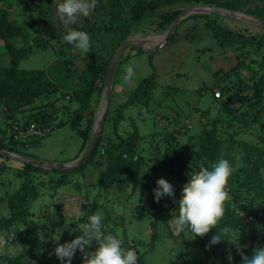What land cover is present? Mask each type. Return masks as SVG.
<instances>
[{
  "label": "trees",
  "instance_id": "1",
  "mask_svg": "<svg viewBox=\"0 0 264 264\" xmlns=\"http://www.w3.org/2000/svg\"><path fill=\"white\" fill-rule=\"evenodd\" d=\"M20 1L23 11L27 12L34 6L42 10L43 4L48 3L50 0ZM259 1H255L253 5H248V0H106L105 12L108 17L100 26L94 27L87 23L78 24L76 22L66 26L65 32L69 28H78L88 32L91 37L93 36L100 41L101 47L103 46L102 48L106 49L108 55H102V57L98 55L95 59L96 52L92 47H90L87 54H84L88 58L92 55V61L82 69L77 87L73 91L67 90L64 93L71 102L75 101L77 105L71 110V114L69 113L65 118H58L56 115L59 109L57 98L62 96L60 85L49 78L44 68L19 66L20 59L26 56L30 47H16L11 40L14 36L24 37L25 33L29 35L30 31L28 32L23 25L10 18V5H6L3 0H0V38L3 41V47L10 55L11 62L10 65L0 66V117H3L5 122V127L0 128V146L31 156L29 148L37 144L45 135L30 136L26 140L14 139L11 120L17 116L20 107L26 108V106H29L28 104L35 102L37 99L48 98L53 94L54 98L51 97L52 99L49 101L45 100L35 107L36 110L33 113L26 114L27 121L25 122H35L38 125L46 126L56 121V127L69 124L81 137L78 151L70 160L75 159L88 143L100 93L104 87L107 64L121 40L129 36L130 33L138 31L140 26L148 20L155 22L154 28L158 32L167 29L174 18L184 9L182 6L175 5H193L197 3L221 5L234 10H244V12L264 19V0ZM219 15L221 14L217 12H195L184 17L181 23L190 19L204 18V24L215 37L220 39L221 43L253 54L251 59L256 61L261 68V72L256 79L252 82L243 79L238 68L244 65V61L242 59L237 60L236 66L227 71L230 81H227V83L218 81L205 86V88L210 89L217 86L220 89L221 96L215 97L211 92L210 100L214 107L217 106V114L206 118L196 134L191 135V133L185 132L183 137L180 138L176 136V133L181 131L175 124L172 125V128L164 131L147 133L139 130L135 122L132 123V128L129 130L122 127L124 119L127 118L125 112L127 108L149 103L156 84L155 71L139 79L123 99L116 104L112 103L113 92H111L101 133L88 160L74 170L48 167L51 172L55 171L56 173L47 174L44 172L43 175L46 174L47 176L46 181L21 182L18 189L11 195L9 212L0 219V228H6L17 222H26L29 232L24 231L26 236L22 240L28 245L30 253H38L42 249L49 248L52 242L39 237L34 228L35 220L28 218L33 198L40 193L38 183L45 182L49 187L56 188L65 183L71 174L81 171L97 154L103 158L101 160L104 161V168L99 172L95 185L103 189L108 188L118 181V175H127L133 190L140 187L148 194L150 203L145 210L153 213V217L149 221L152 226L149 240L146 241L136 235L131 238L124 237L122 240V245H125V248L136 250L137 264H148L145 253L154 248L156 242L164 238L161 228L168 226L167 221L164 225V219L171 216L176 220L181 214L177 202H173L172 212L166 215L163 212H165L167 206L161 203V200L156 201L153 199L152 189L154 186L151 182L155 180L156 174L163 171L173 175L176 181L185 183L190 179V175L199 174L204 168H210L219 158L223 157V153L232 157V159L239 156V151H237L241 147L239 143H242L245 139L240 138L238 134L241 131H251L255 128L256 133H262L258 134L260 140L256 143L248 141L249 145L241 153L244 162L240 163L239 160L240 165L232 171L228 178L229 189L227 191L230 194L225 201L224 215L217 227L221 228L227 238L233 234L240 235V242L244 241L245 238H249L250 243L248 246L242 248V251L247 255H251L256 246H263L264 188L262 187L260 169L261 165H264V32L255 34L251 31L245 33L241 29H233L218 22L217 16ZM194 22L191 28L196 26ZM177 29L178 27L168 39H172L177 35ZM51 34L57 36L55 30ZM189 37L193 38L192 35ZM134 46L137 48L135 52L143 51L137 45H131L130 47ZM246 46H251L254 51L246 49ZM122 54L118 60L122 59ZM130 54V52L127 53L123 59H126ZM113 82L112 79V86ZM207 112V109H201L200 113L206 114ZM178 114L176 111L170 119L167 115L164 116L168 122H172L179 116ZM253 121L261 123L262 127L260 128H263V130L255 127ZM156 136L158 137L156 138ZM144 138L148 139L147 147H144L141 143ZM228 138H231V140H228ZM231 141L232 145L227 144L225 146L226 142ZM9 158L11 157L0 153V173L13 168L16 174L24 175L28 172H39L44 168V166L24 161H20L17 167H13L6 161ZM147 166L148 171L141 174ZM150 178L151 181L148 180ZM242 190H246L251 200L248 207L238 204L239 198L242 197ZM238 207L252 213L253 218L250 221H244L236 213ZM159 213L160 216H158ZM103 221H105L104 224L107 223V219L104 218ZM223 227H226V229L223 230ZM210 231L218 232L219 229L212 228ZM200 242L202 245L204 244L203 241ZM220 242L225 245L230 244L226 239H222ZM140 245H142V248L139 247ZM214 246L219 245L215 243ZM0 260L14 264L20 261L18 255L13 257L0 255ZM240 260L241 256L238 254L235 264H240Z\"/></svg>",
  "mask_w": 264,
  "mask_h": 264
},
{
  "label": "rangeland",
  "instance_id": "2",
  "mask_svg": "<svg viewBox=\"0 0 264 264\" xmlns=\"http://www.w3.org/2000/svg\"><path fill=\"white\" fill-rule=\"evenodd\" d=\"M248 1V5H253L255 1L260 2L259 0ZM3 2L10 5V18L23 25L28 32L30 31L29 35L25 33L24 37L14 36L11 40L16 47H30L26 56L20 59L19 66L44 68L49 78L60 85L62 96L57 98L59 109L56 115L58 118H65L69 113L71 114V110L77 104L75 101L71 102L64 93L67 90L73 91L77 87L79 77L82 74L81 71L87 63L92 61V55L88 58L74 44H69L63 40L67 24L57 15L56 5L59 0H50L48 3L43 4L42 10L34 6L27 12L23 11L20 0H3ZM105 2L106 0H98L96 7L89 15L78 16L75 22L78 24L87 23L94 27L100 26L108 17L105 12ZM175 6H182L185 9L191 4ZM181 21L176 26L178 27L177 35L172 39H168V36L164 42L162 35L166 33L167 29L158 32L154 28L155 22L149 20L141 25L138 31L129 34L131 37L149 38L145 42L148 49L135 52L137 48L129 46L123 51L122 59H117L118 62L115 63L112 77L114 80L113 86L111 84L112 103L120 102L139 79L152 71L156 73V84L147 105L133 106L125 110L127 118L124 119L122 127L129 130L132 128V123L135 122L139 130L147 133L164 131L172 128V125L175 124L181 131L176 133L177 137H183L185 132L194 135L199 131L202 126L201 123L206 118L213 117L218 112L217 106L214 107L210 100L211 92L214 94V90L219 88L213 86L210 89L205 88V86L218 81L221 83L230 81L227 71L235 67L239 59L244 61V65L238 69L241 77L247 82H252L261 72L257 62L251 59L253 54L221 43L220 39L215 37L204 24V18L190 19L183 23ZM217 21L233 29H241L245 33L251 31L260 34L264 32V25L231 18L225 14L217 16ZM193 22L196 23V26L191 28ZM53 30L57 34L56 37L51 34ZM190 35L193 38L189 37ZM89 38L90 47L96 52L95 59L98 55L101 57L102 55H108L106 49H103V46L101 47L100 41L93 36L91 37L90 34ZM2 43L3 41L0 38V66L10 65V55ZM161 43L162 45L159 46ZM247 48L254 51L251 46H246ZM129 52L131 54L123 59ZM129 65L133 67L134 73L131 78H126V68ZM220 96L221 92L219 96L215 97ZM51 97L54 98L53 94L48 98L37 99L35 102L28 104L29 106H26V108L20 107L16 115H19L24 122L27 121L26 114L33 113L37 105L42 104L45 100H51ZM103 101L104 87L100 93L95 119L102 108ZM201 109H207L208 112L201 114ZM176 111L179 113V116L175 119L177 121L168 122L164 115H167L170 119ZM55 123L56 121L49 123L48 125H51L50 131L37 144L29 148L31 156L56 161H69L78 151L81 137L69 124L56 127ZM253 124L255 127H262L261 123L253 121ZM4 127L3 117H0V128ZM260 129L263 130V128ZM248 131H241L238 134L240 138L247 140L239 143L241 145L237 150L239 156L232 159V157L223 153V157L230 161L233 170L244 162L241 153L249 145L248 141L256 143L260 140L258 134L262 133H256L255 128ZM28 137L30 136L20 139L26 140ZM228 140H231V138H228ZM141 143L144 147H147L148 139L144 138ZM227 144L232 145V141L226 142L225 146ZM101 159L103 158L96 154L93 160L81 171L71 174L65 183L56 188L49 187L45 182L38 183L40 193L33 198L28 218L35 220L34 228L39 237L52 242L49 248L31 254L28 245L22 240L26 236L24 231L29 232L27 230L28 225L22 221L13 223L6 228H0V255H9L10 257L18 255L20 261L17 264H61L53 254L55 245L70 241L74 236L81 234L78 226L86 222L90 214L96 212L102 213L105 220L107 219L106 224L103 221L105 233L116 235L121 241L124 237L131 238L134 235L148 241L152 230L149 221L153 217V213L145 210L150 203L147 192L140 187L133 190L127 175H118V181L114 182L112 186L104 189L99 188L95 183L99 172L104 168V161ZM6 161L13 167H17L20 163L14 158H9ZM44 172L47 174L56 173L55 171L51 172L48 167H44L39 172H28L24 175L16 174L13 168L0 173V219L9 212L11 195L18 189L21 182L46 181L47 176L46 174L43 175ZM260 175L262 177V187L264 188V165H261ZM155 177V180L151 182L154 187H156V179L164 177L173 185L176 197L178 195L179 201H182L185 186L190 179L185 183H180L175 180L173 175L163 171H159ZM148 180L151 181V178ZM136 189L140 193L137 201ZM226 189H229L228 183ZM242 191V197L239 198L238 204L248 207L251 200L246 190ZM176 197L175 199L167 196L161 197V201H159L167 206L163 213L169 215L172 212L173 202L178 201ZM158 216H160V213ZM164 220V225H166V221L168 223L167 227L161 228L164 238L156 242L154 248L145 253L148 264H229L226 259L228 250H231L232 264H235L239 253L236 252L234 246L231 244L225 245L223 242H218L217 245L219 246L217 247L214 246L215 244L209 245L211 236L217 232L210 231L204 234L202 238L201 236L195 238L185 236L182 240L176 234L174 218L170 216ZM222 229L225 230L226 227ZM59 233L60 237L56 240ZM229 236L230 239L232 235ZM200 241H203L204 244L202 245ZM240 243L248 246L250 240L245 238ZM206 245L209 246L206 247ZM121 246L125 248V245ZM95 247L96 242L93 241L89 250H94ZM139 247L142 248V245ZM83 259L84 257L77 251L72 259V264H83ZM0 264L14 263L0 260Z\"/></svg>",
  "mask_w": 264,
  "mask_h": 264
},
{
  "label": "clouds",
  "instance_id": "3",
  "mask_svg": "<svg viewBox=\"0 0 264 264\" xmlns=\"http://www.w3.org/2000/svg\"><path fill=\"white\" fill-rule=\"evenodd\" d=\"M98 0H59L56 12L59 18L67 25L74 23L78 16H87L96 7ZM63 40L74 44L81 52L87 54L90 49L89 34L78 28H69ZM132 66L126 68V78L133 76ZM149 166V165H148ZM148 166L141 174L148 171ZM233 171L230 161L219 158L210 168H204L199 174L190 175V181L185 186L182 201H177L181 214L175 220L176 234L182 240L203 236L210 229L219 231L210 238L209 245L226 239L241 256L240 264H264V246H256L251 255L242 251L245 245L240 243V235L233 234L229 239L221 228L217 227L225 212V201L229 197L226 189L228 178ZM156 187L152 189L153 199L159 201L167 196L175 199L176 192L173 185L164 177H158ZM136 189V201L139 196ZM102 213L90 214L87 221L78 227L81 234L74 236L70 241L57 243L53 254L61 264H72L77 251L84 257L83 264H137V253L133 248H123L122 241L116 235L105 233ZM61 232V231H60ZM59 235L56 237L58 240ZM96 242L94 250H89L92 242ZM209 245H206L208 247ZM226 259L232 264L231 250L226 252Z\"/></svg>",
  "mask_w": 264,
  "mask_h": 264
},
{
  "label": "water",
  "instance_id": "4",
  "mask_svg": "<svg viewBox=\"0 0 264 264\" xmlns=\"http://www.w3.org/2000/svg\"><path fill=\"white\" fill-rule=\"evenodd\" d=\"M195 12H217L220 14H225L228 17L231 18H238L242 19L245 21L249 22H254L258 23L261 25H264V19L260 16L257 15H252L244 11L240 10H234L230 8H226L221 5H211V4H205V3H197L193 4L185 9H183L171 22L169 27L167 28L166 33L163 35V42L166 40L168 36L172 34L174 29L176 28L178 22L182 20L184 17L191 13ZM146 39L144 37H131L127 36L123 40L120 41L118 46L116 47L114 53L110 57L108 64H107V69H106V75H105V82H104V101L101 110L98 112V115L93 123L92 131L88 140L87 145L83 149V151L73 160L69 161H56V160H50V159H43V158H38V157H33V156H28V155H23L20 153H16L13 151H10L6 148H3L0 146V153L3 155H6L8 157L17 159L19 161H24V162H29L32 164L36 165H41L44 167H50V168H57V169H63V170H74L82 166L88 158L91 156L98 137L101 133V128L102 124L104 122L108 105H109V100H110V95H111V84H112V77H113V72H114V66L117 61V59L120 57V55L123 53V51L131 46V45H137L141 47L142 49L147 50L145 43ZM162 45L159 44V46ZM151 50V49H149Z\"/></svg>",
  "mask_w": 264,
  "mask_h": 264
},
{
  "label": "built area",
  "instance_id": "5",
  "mask_svg": "<svg viewBox=\"0 0 264 264\" xmlns=\"http://www.w3.org/2000/svg\"><path fill=\"white\" fill-rule=\"evenodd\" d=\"M214 95L219 96L220 90L215 89ZM67 98L69 97L67 96ZM11 126H12L13 136L16 139H20L25 136L45 135L51 129V125L42 126L36 124L35 122H24L19 115H17L16 117H14L13 120H11ZM236 213L244 221H250L253 218L252 213H250L246 209H242L238 207L236 208ZM262 245L264 246V241H262Z\"/></svg>",
  "mask_w": 264,
  "mask_h": 264
},
{
  "label": "bare ground",
  "instance_id": "6",
  "mask_svg": "<svg viewBox=\"0 0 264 264\" xmlns=\"http://www.w3.org/2000/svg\"><path fill=\"white\" fill-rule=\"evenodd\" d=\"M162 36H163V35H162ZM147 40H149V38H148V39H146V41H147ZM159 42H160V41H159ZM144 44L146 45V43H144Z\"/></svg>",
  "mask_w": 264,
  "mask_h": 264
}]
</instances>
